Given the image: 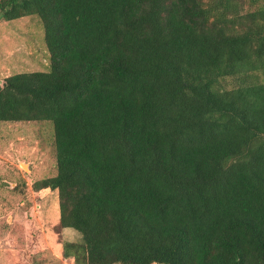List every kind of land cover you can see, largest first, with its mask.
Masks as SVG:
<instances>
[{"label":"trees","instance_id":"obj_1","mask_svg":"<svg viewBox=\"0 0 264 264\" xmlns=\"http://www.w3.org/2000/svg\"><path fill=\"white\" fill-rule=\"evenodd\" d=\"M45 71L0 121H48L72 264H264V0H0ZM56 230V231H57Z\"/></svg>","mask_w":264,"mask_h":264},{"label":"rangeland","instance_id":"obj_2","mask_svg":"<svg viewBox=\"0 0 264 264\" xmlns=\"http://www.w3.org/2000/svg\"><path fill=\"white\" fill-rule=\"evenodd\" d=\"M47 67L37 16L0 18V82L13 73ZM54 174L48 121H0V264H72L61 256V242L75 241L78 235L55 228L56 191L32 188L33 182Z\"/></svg>","mask_w":264,"mask_h":264}]
</instances>
